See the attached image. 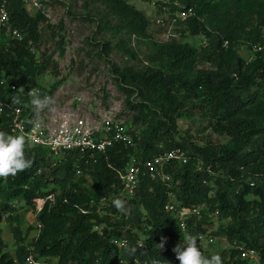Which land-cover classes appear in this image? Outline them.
I'll list each match as a JSON object with an SVG mask.
<instances>
[{"label": "trees", "instance_id": "1", "mask_svg": "<svg viewBox=\"0 0 264 264\" xmlns=\"http://www.w3.org/2000/svg\"><path fill=\"white\" fill-rule=\"evenodd\" d=\"M92 1L106 7L116 20V33L150 38L148 17L126 0ZM169 1L167 7L173 12L183 11L179 4L193 9L184 22L193 35L204 34L209 39L212 52L204 58L212 68H198L204 58L197 47L176 40L155 43L150 57L155 67L136 71L113 65L127 104L135 112L127 128L134 145L115 142L95 160L70 153L56 168L48 149H25L32 166L16 176L0 177V223L20 211L16 202L34 210L36 199L55 195V203L48 201L38 217L42 229L32 245L38 258L56 264H137V258L172 264L179 261L173 249L183 239L206 234L202 214L189 221L187 234L182 231L165 210L175 202L191 209L211 206L222 213L229 224L214 235L256 250L259 264H264V50L253 51L254 45L264 44V0ZM7 4L11 27L24 39L8 38L0 45V79L17 87V91L2 87L0 103L11 104L14 96L19 97L26 117L32 106L30 91L52 97L55 90L46 92L39 87L38 78L47 70V63L34 51L47 18L42 13L32 16L24 0H7ZM251 24L256 29L249 32ZM0 35L5 37L6 29ZM245 45L251 61L240 55L239 49ZM111 52L112 46L104 44L103 55L107 58ZM127 54L136 58L129 50ZM135 95L141 100L137 104L132 101ZM191 101H201L191 109L208 119L215 135L230 138L227 145H215L212 140L200 145L180 138L178 120ZM4 122L7 128L11 121L5 117ZM145 126L139 134L138 129ZM4 132L10 133L8 129ZM163 143L166 146L161 149ZM172 150L186 152L189 162L166 165L164 174L170 181L144 177L134 198L120 197V175L133 158L146 162ZM77 165L83 174H77ZM51 186L54 189L49 191ZM109 196L125 201L126 210L119 212L112 202L103 203ZM250 196L256 200L250 201ZM98 226H105L103 234L96 231ZM138 230L144 232V238ZM13 235L18 244L15 257L6 251L0 228V264H26L29 248L20 226L13 228ZM120 237L129 238L128 249L120 250L112 243ZM163 238L167 242L159 249ZM139 241L145 243L146 251L138 249ZM221 259L222 264H250L241 250L231 247Z\"/></svg>", "mask_w": 264, "mask_h": 264}, {"label": "rangeland", "instance_id": "2", "mask_svg": "<svg viewBox=\"0 0 264 264\" xmlns=\"http://www.w3.org/2000/svg\"><path fill=\"white\" fill-rule=\"evenodd\" d=\"M126 1L148 17L150 38H130L125 33H116L118 25L116 20L109 15L106 7L92 0H24L25 7L32 16L42 13L47 18V22L41 27V41L35 46L34 51L42 62L47 63V70L38 78L39 87L46 92L55 89L52 95L54 103L39 112L34 111L31 106L30 115L46 119L59 117L67 112L88 118L94 125L102 123L107 116L117 123H124L128 128L135 112L127 104V94L122 90L114 74L113 65L121 70L136 71L155 67L150 60L155 51V43L161 44L173 40L197 47L203 58L212 52L209 48V39L204 34L195 36L191 33V26L184 22L187 17L183 12H173L167 7L171 3L169 0ZM206 1L216 4L220 0ZM178 7L185 9L180 4ZM255 29L254 24L248 27L249 32ZM4 39L8 40L7 36L0 35L1 46L6 43ZM104 44L112 46V52L107 58L102 53ZM127 50L136 55V58L128 55ZM239 50L242 57L250 60L251 51L248 45ZM198 68L211 69L212 65L204 58ZM132 101L137 104L141 100L135 95ZM200 102L191 101L188 104L189 109L178 120L180 138L200 145L210 140L215 145H227L230 138L215 135L208 119L191 109L194 104H200ZM145 129L146 126L139 128L138 133L142 134ZM160 146L162 149L166 144L163 143ZM139 159L141 160L140 157ZM51 161L53 163L56 159L51 157ZM53 189L54 186H51L49 191ZM249 199L256 200L252 196ZM15 205L20 211L11 218L6 216L0 223L7 246L6 251L13 257L18 248L12 233L13 228L21 227L23 237H26L25 245L28 248L33 245L39 229L36 206L34 210H31L24 203L16 202ZM201 211L206 234L217 239L214 244L206 245L204 251L208 257L217 253L222 257V253L230 248L229 242L225 237L214 234L226 227L229 219L219 211L213 210L211 206L202 207ZM138 232L144 238V232L140 230ZM52 263L56 264V261L53 260Z\"/></svg>", "mask_w": 264, "mask_h": 264}, {"label": "built area", "instance_id": "3", "mask_svg": "<svg viewBox=\"0 0 264 264\" xmlns=\"http://www.w3.org/2000/svg\"><path fill=\"white\" fill-rule=\"evenodd\" d=\"M185 17H190L194 12L193 9H183ZM6 29L7 38H14L22 41L24 36L18 30H14L10 24V13L8 10L7 0L0 2V30ZM228 45V42L225 44ZM264 50V44H256L253 46L254 53ZM252 60V57L249 61ZM2 87L12 88L17 91V87L13 85L8 79H0V89ZM19 92L23 93L22 89ZM38 94V91H36ZM25 96V95H21ZM32 99V96L30 95ZM26 108L29 106L26 105ZM23 109L20 104L16 103H0V131L8 129L10 134L23 135L25 138V149L45 148L50 152L51 157L56 159L52 167L56 168L59 164L66 159L70 153H79L81 158L89 157L90 160H95L98 154L104 153L108 147L113 146L115 142H124L128 145H134V140L131 134L128 133L124 123H117L112 118L106 116L104 121L100 124L94 125L90 123L88 118H83L80 115L71 113H63L59 117H47L40 119L37 116L32 117L28 114L26 117L22 116ZM7 117L11 122L8 127H5L4 119ZM38 118V119H37ZM61 159L60 161H58ZM172 161H179L183 164L189 162V156L183 150H172L153 157L152 159L143 162L139 158H133L128 164L126 170L121 173L120 177L123 183V189L120 197L124 199H132L135 197L139 187L141 186L142 179L149 177L152 181L161 179L164 182L170 181V177L164 174V168ZM90 164V161L87 162ZM77 174H83L80 165L76 166ZM113 197L109 196L103 200V203L113 201ZM55 203V195H50L47 198H39L35 200L37 213L40 214L46 203ZM101 210V208L99 209ZM166 212L172 214L177 221L182 231L188 233L189 221L195 217L199 218L202 214L201 208H185L181 205L171 202L166 208ZM84 214L88 211L82 210ZM39 229L42 228L38 224ZM105 226L96 227V231L103 234ZM216 238L208 234H202L198 237V244L205 250L206 245L214 244ZM112 243L120 250H126L130 247L131 241L128 237L114 238ZM229 247L241 250L243 257L249 260L250 264H259V254L254 249H248L239 244H230ZM138 249L146 251V245L143 241H139ZM31 257L35 264H52L48 260L38 258L35 253V247L29 248V255L26 259V264H29L28 258ZM154 261L136 259L137 264H153ZM180 261L173 260L172 264H178Z\"/></svg>", "mask_w": 264, "mask_h": 264}, {"label": "clouds", "instance_id": "4", "mask_svg": "<svg viewBox=\"0 0 264 264\" xmlns=\"http://www.w3.org/2000/svg\"><path fill=\"white\" fill-rule=\"evenodd\" d=\"M29 94L32 96L31 105L36 112L54 103L53 97L48 95L41 96L35 90L30 91ZM12 102L18 104L21 103V100L19 97L14 96ZM31 166L32 161L25 155L24 136L0 131V177L16 176ZM112 203L119 212L126 210L125 201L118 198L113 200ZM40 214H38V217ZM41 229H38V233H41ZM183 240V244H178L173 249L180 264H222L220 254H212L210 257H206L202 253V246L198 244L197 236L193 235L188 237L187 240ZM166 242L167 239L163 238L162 243L158 245L159 249H163ZM132 251H135V249H132ZM28 261L29 264H35L31 257L28 258ZM153 264H159V261H154Z\"/></svg>", "mask_w": 264, "mask_h": 264}, {"label": "crops", "instance_id": "5", "mask_svg": "<svg viewBox=\"0 0 264 264\" xmlns=\"http://www.w3.org/2000/svg\"><path fill=\"white\" fill-rule=\"evenodd\" d=\"M2 230H3V228L2 227H0ZM23 231V230H22ZM39 231H37V233H38ZM13 233V232H12ZM39 235H40V233H38L37 235H36V237H35V239H37L38 237H39ZM34 239V240H35Z\"/></svg>", "mask_w": 264, "mask_h": 264}]
</instances>
